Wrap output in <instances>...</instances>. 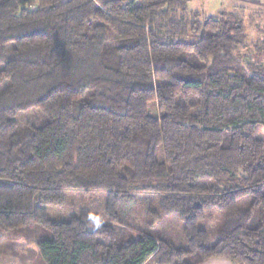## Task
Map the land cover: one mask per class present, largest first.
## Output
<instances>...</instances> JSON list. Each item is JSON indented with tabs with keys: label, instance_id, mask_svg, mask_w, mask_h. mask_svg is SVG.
I'll list each match as a JSON object with an SVG mask.
<instances>
[{
	"label": "trees",
	"instance_id": "16d2710c",
	"mask_svg": "<svg viewBox=\"0 0 264 264\" xmlns=\"http://www.w3.org/2000/svg\"><path fill=\"white\" fill-rule=\"evenodd\" d=\"M189 3L0 0V229L46 264H264V66ZM67 191L104 217L50 219Z\"/></svg>",
	"mask_w": 264,
	"mask_h": 264
},
{
	"label": "rangeland",
	"instance_id": "374dc122",
	"mask_svg": "<svg viewBox=\"0 0 264 264\" xmlns=\"http://www.w3.org/2000/svg\"><path fill=\"white\" fill-rule=\"evenodd\" d=\"M222 11L240 13L247 24L246 47L240 49V57L244 63H256L264 66V0H190L189 12H199L203 18L216 16ZM156 105L150 106L152 114H158ZM107 193L82 191L65 192V205L61 209L49 211V218L67 221L73 216L89 213L104 217ZM136 219H145L142 207ZM134 217V218H135ZM223 223V217L211 213L201 224L206 230H212ZM170 224L167 223V226ZM48 238V234L39 227L21 231H5L0 229V264H46L41 256L39 243ZM229 263V262H228ZM230 264V263H229Z\"/></svg>",
	"mask_w": 264,
	"mask_h": 264
},
{
	"label": "crops",
	"instance_id": "0c3cea01",
	"mask_svg": "<svg viewBox=\"0 0 264 264\" xmlns=\"http://www.w3.org/2000/svg\"><path fill=\"white\" fill-rule=\"evenodd\" d=\"M217 15H219V13ZM213 17H215V16H213ZM203 264H229V263H228V261L222 260V259H210V260H208L207 262H205Z\"/></svg>",
	"mask_w": 264,
	"mask_h": 264
}]
</instances>
